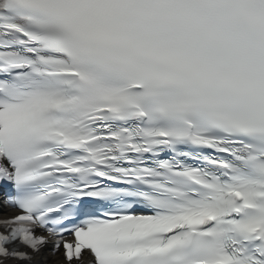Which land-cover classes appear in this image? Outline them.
Here are the masks:
<instances>
[{"label": "snow or ice", "instance_id": "6c2138e0", "mask_svg": "<svg viewBox=\"0 0 264 264\" xmlns=\"http://www.w3.org/2000/svg\"><path fill=\"white\" fill-rule=\"evenodd\" d=\"M46 251L264 264V0H0V264Z\"/></svg>", "mask_w": 264, "mask_h": 264}, {"label": "bare ground", "instance_id": "6f19581e", "mask_svg": "<svg viewBox=\"0 0 264 264\" xmlns=\"http://www.w3.org/2000/svg\"><path fill=\"white\" fill-rule=\"evenodd\" d=\"M41 260H45L47 264H59L60 262V255L57 254L56 256H50L49 253L46 251L42 257H40ZM87 259V257H85Z\"/></svg>", "mask_w": 264, "mask_h": 264}]
</instances>
